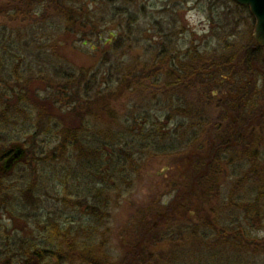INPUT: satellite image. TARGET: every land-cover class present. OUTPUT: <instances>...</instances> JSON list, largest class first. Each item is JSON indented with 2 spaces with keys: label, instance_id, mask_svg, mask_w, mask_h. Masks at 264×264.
I'll return each mask as SVG.
<instances>
[{
  "label": "rangeland",
  "instance_id": "rangeland-1",
  "mask_svg": "<svg viewBox=\"0 0 264 264\" xmlns=\"http://www.w3.org/2000/svg\"><path fill=\"white\" fill-rule=\"evenodd\" d=\"M254 27L249 8L232 0H0V155L17 147L26 159L0 173V264H17L28 241L32 249L57 247L63 264H86L77 255L67 258L64 234L103 264H264L258 219L248 223L243 216L223 234L221 227L211 233L198 225L204 208L220 213L219 203L264 193V180L246 179L251 164L241 140L226 148L221 163L212 145L216 126L221 133L235 129L242 138L253 133L225 102L257 99L264 113V48L251 51ZM174 65L182 79L170 76ZM143 68L159 71L155 83L144 80L149 89L137 90L135 83L122 98L109 96L124 76ZM191 70L196 75L190 77ZM199 71L209 76L198 81ZM200 85L211 88L204 93ZM143 107L151 108L159 145L137 156V175L131 172L122 183L123 194L109 200L105 193L95 197L101 191L90 200L83 192L75 196L77 145L64 143V129L80 132L83 147L124 135L126 127L137 138L133 119L137 123ZM249 118L255 131L256 122H264V116ZM197 124L203 129L192 136ZM52 151L58 161L39 160ZM202 178L216 183L202 185L213 189L199 208L194 183ZM92 198L108 205L94 215L87 208ZM48 264H55L53 256Z\"/></svg>",
  "mask_w": 264,
  "mask_h": 264
},
{
  "label": "trees",
  "instance_id": "trees-1",
  "mask_svg": "<svg viewBox=\"0 0 264 264\" xmlns=\"http://www.w3.org/2000/svg\"><path fill=\"white\" fill-rule=\"evenodd\" d=\"M72 5H75V4H72ZM67 10H70L69 11L70 13L66 16L68 17V19H72L75 15L72 13L71 9H69L68 7H67ZM258 49H260V47H258L256 45L253 48V50H251V51L254 54H256ZM164 51H165V49L162 48L160 50V53H164ZM247 65H248V63L245 66L247 67V69H249L250 67ZM169 68L171 69L170 76H172L174 73L177 74L176 70H178V69L175 65L173 67H169ZM195 71L196 70L190 71V73H189L190 77L196 75ZM197 75L198 76H195L194 78L198 81L202 80L201 78H202V76L204 77V75L206 77L209 76V74H205L204 72H201V71H199L197 73ZM158 77H159V71H155L154 69L143 68L137 72H129L126 76H124L122 78V80L119 84L121 86L116 88L117 93L110 92L109 96L110 97L113 96V99H120L125 94V92H128L129 90H131L133 88V85L135 83H137V90L141 89L142 87H144L145 89H149L150 86L143 85V82H145L144 80H146V81L152 80V82L155 83V81H157ZM177 78L182 79L179 74H177ZM168 87H169V85H168ZM176 87L179 88V86L173 85V88L178 90V88H176ZM102 98H104V102H106V95H102ZM94 100L95 99L91 100L88 103L89 106L93 102H95ZM248 100H249V97H243L241 101H238V105H236V106L235 105L233 106L231 103L225 102V107H226V110L228 112H229V108L232 109L233 107H235L233 113L235 115H237L239 118H245V120H247V122L246 121L245 122L247 124L250 123V126L252 125L251 129H253V133H251V135H249L247 137L248 138L247 139L245 137L242 138L243 135L242 136L239 135L238 134L239 131L236 132L235 129L225 128L224 129L225 131L223 133H221L219 131V127L216 126V131H217L216 137L217 138H216V142H214L212 145H214L216 147L214 151H216V156L219 155L220 161L218 163H221L223 161L225 152L228 150V149L226 150V148H228L230 146H234V145L238 146V144H239V147L241 148V150L243 149L242 154L249 153L248 161L251 164V166L248 169V172L245 173L246 179H250V178L254 177L256 179L264 180V126H263L264 122L262 119L256 122L257 124H259L258 126L255 125V126H257L256 131L259 132V133H257L255 131L254 124L251 122L252 120L249 118L250 116H255V117L258 116L261 118L262 116H264V113L261 112V109L258 106L257 99L253 103H250ZM82 102L86 104L87 99L83 98ZM111 102L109 103V98H108V102L106 105L109 106L111 104ZM79 106H80L79 103H77L75 108L78 109ZM149 107H151V106H149ZM199 108H201V109L198 111L201 113V111L205 108V105H203V107H199ZM151 113H152L151 108H149V110H148L146 107H143V108L137 109V123L135 121L136 119H133V122L135 124H137V146L141 147V149L137 150V154L143 155V154H146V152L149 153L151 150H154L159 145L158 144L159 140H158L157 136H159L160 134L158 133L157 128H156V123L154 122L156 120H155V118H152ZM128 122L129 121L127 120L126 123H128ZM207 123L208 122H206V124ZM201 129H203L202 125H199V124L194 125L190 129L191 135L197 136V133H195V131L201 130ZM125 130L129 133L124 134V135L121 133L116 134V135L111 134L108 136V138L110 139L109 142L106 143L105 139H103V143L102 144L99 143V145H97V146H107V145L109 146L110 145L109 146L111 148L110 154L112 156L113 154H115L114 150L112 149V147H114V146L120 145V146L132 147V146L136 145V142H135V136L136 135L133 133L134 130L131 129L130 127H126ZM63 134L65 136H67V137H65L66 138L64 141L65 144L69 143L71 145L73 143V145H75V143H76V145L78 147H83V146H80V144H78L79 139L82 137L80 132H78L77 135H74V133L72 131L64 129ZM121 137H123V138H121ZM105 138H107V137H105ZM114 139L115 140L122 139V140H121V142L118 143L116 141L113 142ZM245 139H247V140H245ZM239 140H241L240 143L236 144L237 141H239ZM164 145H165V143H164ZM152 147H153V149H150ZM13 153H14V149L11 148V149H8L7 151H5L2 155H0V164L2 163L1 164L2 168L5 166L6 160L10 156H12ZM55 153H54V151H52L50 158L44 159L45 157H41V158H39V160L43 159V161H53V160L58 161L59 158L55 157ZM8 154H9V156H8ZM239 157H240V154H239ZM24 160H26V159L23 158L19 161H15L13 163V165L15 164L14 168L16 167V164H18ZM111 161H112V159H111ZM194 162H195V164L198 163V156L196 157V161H194ZM199 162L202 163L201 161H199ZM63 170H65V169H63ZM262 172H263V175H262ZM261 176H263V177H261ZM194 184H196L198 191H199V193L196 196H198V198L201 197V200H199V202H198V207L201 208L203 200H206L208 197H210V192H208V191L211 188L213 189V187H211L209 189L204 188V187H202L203 184H201L199 181L194 183ZM0 186H1V182H0ZM114 194L115 193H113L112 195H114ZM262 194H264L263 191L258 193L256 195V197L253 199H242L241 198L242 200H240V199L238 200L236 198L234 201L230 200L229 204H224V206H221L219 203L218 207H220V212L225 213V215L219 216V219L221 221L218 225H220V227H221V230H222L221 233L222 234L225 233L226 230H228V228L230 226H233V227L229 231H233L235 223L239 222V220H241V217H243V216L245 217L244 219L248 221V223L255 221V219H258L257 221H259V223H260L259 227L264 231V197L262 196ZM100 196H101L100 194H96L95 197L99 198ZM96 198H94L95 201L93 200L91 205L87 207L88 209H90L91 213L94 215H96L101 209L104 208V204L108 205V201H100V200H97ZM202 210L205 211L206 209L204 208ZM210 210H212V209H210ZM198 211H199V209H198ZM218 214L219 213L217 212V215ZM233 215H235L234 218H233ZM225 219H227V220H225ZM187 227H189L188 230L192 229V227H190L188 225L185 228H187ZM238 228H241V226H239ZM68 230L70 231V229H68ZM68 230H66L67 231L66 234H70V232ZM55 233L58 235V230ZM236 234H237V237H241L242 239H244L243 240L244 242H246V240H248V239L245 240V238L243 237V234L240 231H238ZM246 236H247V234L245 233V237ZM62 237H63V239L66 238V240L68 241L67 246L69 248V253H68L69 255H67V258H68V256L70 258H72L73 255H77L79 257L78 259L80 261L86 263V264H103V261H104L103 259L100 260L96 257L92 258V255L90 257L91 251H88L84 247L83 248L79 247V246L74 247V244H72L70 239H68L65 234L62 235ZM50 239H51V237H50ZM28 242L25 244L26 248L24 250V254L22 255V257H20V260L17 264H48V258L52 257V256L55 259V264H63V262L61 261V258H60L61 253L58 251L57 247L32 249L30 247L32 243L30 244ZM70 258H68V259H70ZM3 264H6V263H3Z\"/></svg>",
  "mask_w": 264,
  "mask_h": 264
},
{
  "label": "flooded vegetation",
  "instance_id": "flooded-vegetation-1",
  "mask_svg": "<svg viewBox=\"0 0 264 264\" xmlns=\"http://www.w3.org/2000/svg\"><path fill=\"white\" fill-rule=\"evenodd\" d=\"M182 88L183 87H179L178 91L181 90ZM210 88H211V85H208L206 87L204 85H200V90L204 91V93H206ZM182 93L184 94V91ZM194 102L196 103L199 101H194ZM200 103H202L200 105L205 104L204 102H200ZM183 116L185 117V119L190 118V117H187V115H183ZM123 133L127 134L129 132L123 131ZM248 133H250V132H248ZM118 134H120V133H118ZM106 137H107L106 138L107 140L105 139V141L107 143V142H109L110 139L108 138V135ZM114 140H113V142H115ZM121 140L122 139H117L116 142L119 143V142H121ZM135 142H136V145H134L132 147H126V146H120V145L112 147V149L115 152V154H113L112 156L110 154V149H111L109 147L110 145L109 146L108 145L107 146H91V145L87 144L85 147H79L81 149H78L77 148L78 146H76L75 147L76 152H74V154H75V169L72 170V176H73V179L75 181V184H74L75 193H74V195L78 196L80 192H83L84 193L83 195L86 196V200H90V199H88L89 195H93L94 192L97 193V192L101 191V193H97V194H100L104 197V193H105L107 195V198L105 197L106 200H109L113 193H116V195H118L120 197V195H122L124 192L121 189L122 183L127 182V178L131 172L133 174L135 173L137 175V156H140V155L137 154L138 149H137V138H136V136H135ZM93 149L94 150L98 149L95 156H93V153H94ZM79 150H85V151L78 153ZM89 150H92V151H89ZM9 154H8V156H9ZM97 155H99V157H96ZM111 159H112V161H111ZM224 159H225V154H224L223 160ZM21 163H25V161H21L20 163L16 164V166L21 164ZM1 164H0V173H3L2 171H4V169L2 168ZM131 164H135V166H136V168L134 167V171H132V169H131ZM14 165H13V167H14ZM216 172H217V170H216ZM61 173L62 174L67 173V171L62 170ZM217 175H219V172H217ZM97 176H98V178L96 180ZM199 182L203 185L209 184L210 182L214 183V185L216 183L215 179L208 180L207 178L199 179ZM95 185H100L99 188H96V191L94 188ZM80 187H83L85 190L81 191L82 189H80ZM119 192H120V195H119ZM92 200H94V198H92ZM209 212L212 213L214 216L213 221H210L209 219L205 218V216H207V213H209ZM217 212L219 213L218 210L199 211L200 217L202 214L203 215L205 214L203 217V221L199 220V223H198V225H201L203 223L202 225H204V226L202 227V225H201L203 231H207V232L210 231L211 233L212 232L216 233L215 228H213V227L216 226V228L217 227L220 228V225H218V224L221 221L219 219L221 212L218 215H217ZM191 226H193V225H191ZM188 228L189 227H187V229ZM204 233H200V234H204ZM202 244H203V246L209 245L207 243L201 242V245ZM211 245L217 246V244H215V243H211ZM236 245H238V243Z\"/></svg>",
  "mask_w": 264,
  "mask_h": 264
},
{
  "label": "water",
  "instance_id": "water-1",
  "mask_svg": "<svg viewBox=\"0 0 264 264\" xmlns=\"http://www.w3.org/2000/svg\"><path fill=\"white\" fill-rule=\"evenodd\" d=\"M239 6L248 7L255 19L253 38L258 46L264 47V0H232ZM24 158V151L14 148V153L10 156L3 167L4 170H11L13 163Z\"/></svg>",
  "mask_w": 264,
  "mask_h": 264
}]
</instances>
